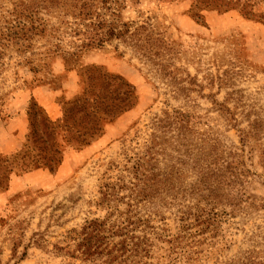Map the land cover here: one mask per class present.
Segmentation results:
<instances>
[{
    "label": "rangeland",
    "instance_id": "rangeland-1",
    "mask_svg": "<svg viewBox=\"0 0 264 264\" xmlns=\"http://www.w3.org/2000/svg\"><path fill=\"white\" fill-rule=\"evenodd\" d=\"M94 1L97 13L127 23L133 36L104 38L101 47L66 62L54 52L58 40L72 51L88 41L84 31L91 29L84 25L88 21L72 18L74 0H0V264H101L100 257L89 260L80 253L87 222L120 225L129 209L164 219L153 222L159 233L151 235L150 257L142 263L241 264L249 251L263 257L264 173L256 157L245 187L249 199L235 210L217 205L198 219L191 216L183 228L181 213L165 206L161 189L144 191L145 201L137 203L133 197L144 185L118 177L127 175L128 161L149 143L164 110L187 112L195 142L219 132L237 144L230 118L237 114L242 128L247 122L235 107L264 111V0ZM114 75L132 84L135 96L134 105L111 120L118 104ZM85 90L89 102L95 100L92 114L74 108L65 125V102ZM33 103L37 116L45 114L57 125L52 148L59 163H50L52 171L22 172L13 162L27 143ZM93 123L101 133L89 145L66 138L89 131ZM172 142L164 138L157 149L174 156ZM127 201L138 206L129 208ZM128 230L129 236L140 233L138 224ZM102 234L91 238V245L103 246ZM107 236L109 246L122 240L120 234Z\"/></svg>",
    "mask_w": 264,
    "mask_h": 264
},
{
    "label": "trees",
    "instance_id": "trees-1",
    "mask_svg": "<svg viewBox=\"0 0 264 264\" xmlns=\"http://www.w3.org/2000/svg\"><path fill=\"white\" fill-rule=\"evenodd\" d=\"M74 1L75 4L71 7L72 18L84 22L88 21L84 25L86 29H91L84 31V34L88 32L86 37L88 41L81 45H73L72 51L63 49L60 44L61 41L58 40L59 43L55 45L54 52L66 62L75 60L74 57H79L87 49L101 47L105 42L104 38L122 41L129 35L133 36L130 25L127 23L119 24L117 19H105L104 13H97L94 0ZM210 1L204 0V3L209 5ZM111 14L116 15L114 12ZM75 34L79 35V32ZM89 70H95V68L91 67ZM114 76L119 84L115 96L118 104L117 112L111 116V120L131 108L134 105L131 98L135 96V89L132 84L120 75ZM86 94L85 90L83 94L65 102L67 105L63 115L65 125L72 117L74 108L82 111L86 116L92 114L91 108H93L95 100L91 98L93 104L90 103V97ZM35 105L33 103L27 112L29 116L27 143L23 145L20 152L13 156V162L21 166L22 172L39 167H47L52 171L53 168L50 163L52 161L59 163L57 157L53 156V154H57L58 150L52 148L53 145H57L54 137L59 136L57 132H54L57 125L45 114L37 116L36 109H34ZM86 107L89 110H86ZM255 107V105L245 104L235 107V109L241 108L239 114L247 122V126L242 128V119H237V114L234 113L230 118V128L236 131L237 144L218 135L219 132L215 133L216 136L213 138H199L197 139L198 142H195L190 135L195 124L191 123L186 111L182 109L162 111L161 117L155 118L149 143L137 153L135 158L128 161L130 162L129 165L123 170L127 175H119V182L127 178L128 183L132 186L137 187L140 183L144 185L143 192H138L133 197L137 203H141V200L142 202L145 201L144 196H141L144 191L152 188L161 189L166 194L163 198L165 206L168 208L174 206L176 208L175 213H181L178 217L182 225L181 228L185 227L184 225L189 222L191 216L198 219L200 213L208 210L213 212L217 205L231 207L232 210H235L244 198L249 199L246 196L245 187L254 175L251 169L254 167L255 157L257 158L256 164L264 173V120L262 119V112L264 113V111L257 107L255 109ZM225 110L229 113V109H221V111ZM74 122L73 120L72 123ZM88 129L89 131L82 133L78 131L75 137L66 136V138L69 140L71 138L81 147L87 146L95 136L101 133V126L93 123ZM168 137L174 141L172 142L174 156L170 153H162L163 151L157 149V146L162 145L164 138ZM161 155L163 156L162 160L159 159ZM30 156L33 157V162L31 161V164L25 163L26 157ZM39 159L42 162H39ZM161 163H165V167H160L159 164ZM182 177L190 178V181L181 180ZM105 194L108 195V193ZM136 196L140 199H137ZM137 203L133 205L131 201H127L126 205L129 208H136ZM133 211L131 209L127 211L126 215L129 214V216L120 221V225H116V223L108 225L105 220L100 221L98 219L87 222L84 228L86 231L84 243L80 246V253L84 259L90 260L100 257L101 264H147L142 263L141 259L150 257L149 251L153 241L151 235H155L156 238V234L159 233L153 222L156 219L160 221L164 219L160 213H147L140 217L139 213H132ZM130 214L132 217H137L136 220L131 221ZM129 224H138L140 233L129 236ZM106 225L110 229L106 228ZM114 226H118V229L113 230ZM160 230L165 232L164 228ZM101 233L105 235L103 238L105 240L104 245H91V238H99ZM114 233L120 234L122 240L119 245L109 246L107 235L113 236ZM167 242L171 243L172 240H167ZM245 260L241 264H264V256H260L255 251L247 252Z\"/></svg>",
    "mask_w": 264,
    "mask_h": 264
}]
</instances>
